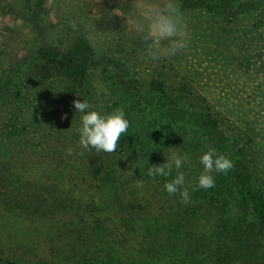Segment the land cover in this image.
<instances>
[{"label": "trees", "instance_id": "16d2710c", "mask_svg": "<svg viewBox=\"0 0 264 264\" xmlns=\"http://www.w3.org/2000/svg\"><path fill=\"white\" fill-rule=\"evenodd\" d=\"M176 3L182 9L206 7L223 26L257 15L251 30L264 31V0ZM260 45L264 54V39ZM19 59H14L12 73L0 78V151L17 158L19 172L13 177L25 187L5 190L0 171V202L9 206L3 217L7 226L0 229V264H30L44 247L63 256L61 264H264V185L253 146L257 137L225 134L223 118L188 77L169 89L159 78L141 85L118 74L121 85L112 80L97 96L99 88L90 80L95 51L83 37L65 50L41 47L31 70L17 68ZM105 90L112 96L103 98ZM76 99L91 105L86 112L124 111L130 126L116 152L79 144L75 131L85 113L75 109ZM180 139L184 148L193 147V159L198 148L204 153L211 147L234 164L227 173L213 171L215 186L202 189L197 186L203 166L184 163L181 191L187 188V203L179 191L170 195L164 187L175 178V168L168 177L147 175L153 164L167 162L164 147ZM12 143L16 147L8 150ZM1 166L8 175L6 164ZM58 175L69 177L62 179L70 186L56 182ZM138 180L143 187L136 186ZM116 212L124 214V221L107 235L106 220L114 222L107 216ZM63 213L72 214V234L55 226L49 238L45 223ZM16 222L20 224L13 226ZM117 233L128 240L120 241ZM21 235L25 241L18 239Z\"/></svg>", "mask_w": 264, "mask_h": 264}, {"label": "rangeland", "instance_id": "374dc122", "mask_svg": "<svg viewBox=\"0 0 264 264\" xmlns=\"http://www.w3.org/2000/svg\"><path fill=\"white\" fill-rule=\"evenodd\" d=\"M134 2L135 0H0V78L6 73H12L15 58L20 57L17 68L28 67L31 70L32 61L41 47L55 45L65 50L74 39L80 37L86 38L95 51V64L91 68L90 80L99 88L97 96L102 94L101 90L112 80L120 84L119 75L130 78L133 82L137 80L134 83L139 82L141 85H149L153 78H159L165 81L169 89L178 86L184 77H188L223 118L225 134L234 138L243 134L245 140L250 139V134L257 137L253 145L254 156L257 159L258 177L264 185V54L260 45L264 39V31L259 28L251 30L252 21L258 20L257 15L240 25L223 26L206 7H179L189 37L187 47L175 56L152 60L143 43L142 21L132 9ZM1 90L5 91L4 85ZM105 92L103 98L112 96L111 91ZM97 96H93L95 100ZM112 100L109 99V103ZM78 133L79 131H75V135ZM16 145L8 144L7 149L15 148ZM184 147L183 140H176L164 147L163 157L167 159V156L173 154L186 155L190 163L198 165L196 163H200V153L203 150L198 148L200 150H196L193 159L190 155L193 147ZM16 160L11 153L8 155L0 151V171L1 176L5 177L1 178L2 188L8 191L17 192L25 187L21 178L13 177L14 172H19V162ZM65 163L70 164V159L67 158ZM5 164L4 170L8 175L1 166ZM182 170L184 167L179 171ZM57 177L56 182L62 184L63 188L70 186L71 181L62 179L69 177ZM29 189L30 192L33 191L32 188ZM7 214L9 206L0 202V217ZM61 215L60 219L54 217L45 223L43 231L49 238H52L55 226L67 228L72 234L73 224L68 216L72 214ZM108 217H113L114 222L106 220L107 235L110 234L109 228L116 232V228L124 221V214L118 212ZM3 221L5 223L0 222V229L3 225L7 226L6 218ZM19 224L12 223L13 226ZM36 228L38 227L34 229ZM21 236L18 239L25 241L26 237ZM117 237H121L120 241L126 238L119 233ZM71 239L73 238L67 237L68 241ZM36 257L29 263L61 264L64 260L63 256L53 255L45 247L41 255Z\"/></svg>", "mask_w": 264, "mask_h": 264}, {"label": "clouds", "instance_id": "9594fccd", "mask_svg": "<svg viewBox=\"0 0 264 264\" xmlns=\"http://www.w3.org/2000/svg\"><path fill=\"white\" fill-rule=\"evenodd\" d=\"M132 9L142 21V39L147 55L152 60L172 57L185 49L189 42L186 23L176 0H135ZM128 17V16H127ZM129 19V17H128ZM167 42V43H165ZM77 112L82 115V126L79 128V144L88 149L94 148L97 152L113 153L120 146V138L128 132L130 122L123 110L116 109L110 114H101L96 110L87 111L91 105L86 101L76 99L73 101ZM73 149L69 147L67 154L71 155ZM190 161L186 155L173 154L167 156V162L148 168L147 175L168 177L173 168L177 170L174 179L165 183L166 191L172 195L180 192L181 199L187 203L190 196L187 188L181 191L185 184V174L179 171L182 165ZM204 171L198 178V188L209 189L215 186V172L227 173L234 167L231 159L223 154H217L216 149L209 147L200 157ZM136 186L143 187V181L138 180Z\"/></svg>", "mask_w": 264, "mask_h": 264}]
</instances>
